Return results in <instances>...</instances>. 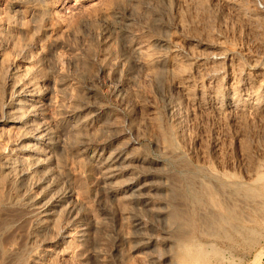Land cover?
I'll return each instance as SVG.
<instances>
[{
	"label": "rangeland",
	"instance_id": "rangeland-1",
	"mask_svg": "<svg viewBox=\"0 0 264 264\" xmlns=\"http://www.w3.org/2000/svg\"><path fill=\"white\" fill-rule=\"evenodd\" d=\"M262 10L264 0H0V264H264V115L243 114L238 97L207 100L264 68ZM169 34L183 53L171 74L155 62ZM192 72L209 79L196 103L171 91ZM171 93L177 122L165 111ZM13 117L24 125L14 128ZM25 147L42 148L43 168L24 166L26 183L19 170L3 172L10 162L23 169ZM119 150L130 158L113 181L128 186L116 198L103 177ZM174 163L200 203L179 189ZM133 180L154 183L146 203ZM195 244L208 250L201 259L187 254Z\"/></svg>",
	"mask_w": 264,
	"mask_h": 264
},
{
	"label": "bare ground",
	"instance_id": "bare-ground-1",
	"mask_svg": "<svg viewBox=\"0 0 264 264\" xmlns=\"http://www.w3.org/2000/svg\"><path fill=\"white\" fill-rule=\"evenodd\" d=\"M190 1V0H189ZM221 1V0H220ZM175 2V1H174ZM188 2V1H187ZM228 2V1H227ZM226 2V3H227ZM230 4V3H229ZM253 5V4H252ZM192 6V5H191ZM233 6V5H232ZM240 7V6H239ZM242 7V6H241ZM238 8V7H237ZM243 8V7H242ZM251 8V7H250ZM255 8V7H254ZM239 9V8H238ZM248 9V8H247ZM247 9H246V11H247ZM256 9V8H255ZM257 10V9H256ZM251 11V10H250ZM263 11V10H262ZM258 12V11H257ZM264 12V11H263ZM253 13H255L256 14V11H254V9H253ZM252 13V14H253ZM231 14V13H230ZM238 14V13H237ZM251 14V15H252ZM255 14H253L254 16H256ZM259 13H257V15H258ZM240 15V14H239ZM249 15V14H248ZM251 15H249L250 17H254V16H251ZM238 16V15H237ZM247 16V15H246ZM259 16H263L264 17V14L263 13H261L260 12V14H259ZM255 18L256 17H254V20H255ZM262 18V17H261ZM258 19V18H257ZM243 21V20H242ZM245 21V20H244ZM247 21H248V18H247ZM262 21V20H261ZM264 21V20H263ZM262 21V22H263ZM257 22V21H256ZM247 23V22H246ZM253 23V22H252ZM252 23L250 24V21H249V24L250 25H252ZM261 23V22H260ZM264 23V22H263ZM248 24V23H247ZM249 25V26H250ZM261 25H263V24H261ZM260 25V26H261ZM180 26V25H179ZM259 26V25H258ZM258 26H256V27H258ZM249 28V27H248ZM170 29V28H169ZM246 29V28H245ZM256 29V28H255ZM261 30V29H260ZM264 35V34H263ZM259 36V35H258ZM260 37V36H259ZM255 38V37H254ZM187 39V38H186ZM257 40V39H256ZM184 41V40H183ZM146 42V41H145ZM162 47H163V49L162 50H160L157 54H156V56H155V62L156 63H158V64H160V63H162L163 62V64H165L166 65V67H167V71L168 72H170V74L171 73H173V72H175V70H177V66H178V63H180L179 62V60L180 59H178V57L182 54L183 55V53H181L182 52V49H181V46L179 45V42L177 41V39L174 37V35L172 34H169L168 36H166L162 41ZM208 42H210V41H208ZM263 42V41H262ZM262 42H260V43H262ZM215 44H216V42H215ZM218 44V43H217ZM222 44H223V42H222ZM201 45H205V43H201ZM208 46V45H207ZM212 46V45H211ZM134 47H135V45H134ZM215 47V46H214ZM227 47V46H226ZM232 47V46H231ZM186 48H188V47H186ZM199 48V47H198ZM204 48V47H203ZM217 48H219V47H217ZM230 48V47H229ZM262 48V47H261ZM145 49V48H144ZM221 49V48H220ZM146 50V49H145ZM189 50H190V47H189ZM136 51L138 52V54H143L144 52H143V47L142 46H138V47H136ZM183 51H185V49H183ZM222 52H223V50H221ZM242 51V50H241ZM247 51V50H246ZM251 51V50H250ZM256 51V50H255ZM255 51H253V55H251V61H255V62H257L256 60H257V58H258V56L257 55H254L255 53ZM145 52H147V51H145ZM189 52V51H188ZM193 52V51H192ZM200 52V51H199ZM221 52V53H222ZM257 52L259 53V51H258V49H257ZM261 52H262V50H261ZM264 52V51H263ZM263 52H262V54H263ZM186 53H187V51H186ZM190 53H191V51H190ZM198 53V52H197ZM205 53V52H204ZM245 53V52H244ZM247 53V52H246ZM245 53V54H246ZM185 54V53H184ZM199 54H201V53H199ZM211 55L213 54V53H210ZM223 54V53H222ZM221 54V55H222ZM261 54V53H260ZM201 55H203V54H201ZM206 55V54H205ZM210 55V57H213V56H211ZM216 55V54H215ZM218 55V54H217ZM221 55L219 54V56L221 57ZM143 56H144V54H143ZM146 56H148V55H146ZM197 55H195V57H196ZM223 56V55H222ZM246 56H247V54H246ZM245 56V57H246ZM238 57V56H237ZM236 57V58H237ZM141 58H143V57H141ZM140 58V59H141ZM146 58V57H145ZM180 58L181 59H183L181 56H180ZM202 58V57H201ZM225 58V57H224ZM224 58H223V60H224ZM247 58V57H246ZM249 58V57H248ZM247 58V59H248ZM185 59V58H184ZM219 59V58H218ZM235 59V58H234ZM259 59V58H258ZM186 60H187V57H186ZM193 60V59H192ZM200 60V59H199ZM221 60V59H220ZM238 60V59H237ZM144 61V60H143ZM202 61V60H201ZM210 61V60H209ZM208 61V62H209ZM182 62H183V60H182ZM186 62V61H185ZM188 62H190V61H188ZM213 62V61H212ZM216 62V61H215ZM221 62H223V61H221ZM233 62V61H232ZM254 62V63H255ZM145 63V62H144ZM137 64V63H136ZM202 64V63H201ZM213 64V63H212ZM217 64V63H216ZM219 64V63H218ZM221 64V63H220ZM231 64V63H230ZM214 65V64H213ZM224 65V64H223ZM234 65V64H233ZM238 65V64H237ZM196 67V66H195ZM201 67V66H200ZM206 67V66H205ZM210 67V66H209ZM222 67V66H221ZM257 67V66H256ZM207 68V67H206ZM217 68V67H216ZM234 69V68H233ZM197 70V69H196ZM249 70V69H248ZM255 70V69H254ZM147 71V70H146ZM150 71V70H149ZM210 71V70H209ZM217 71V70H216ZM243 71V70H242ZM242 71H241V75H242ZM213 72V71H212ZM237 72V71H236ZM177 73V72H176ZM195 73H198V72H195ZM209 73V72H208ZM238 73V72H237ZM240 73V72H239ZM246 73V72H245ZM192 74H194L193 72H192ZM205 74V73H204ZM235 74L236 73H234V76H235ZM194 75H197V74H194ZM198 75H200V74H198ZM197 75V76H198ZM240 75V76H241ZM186 76V75H185ZM193 76V75H192ZM197 76H195L196 78H194V77H187V79H185L184 81H181V82H178V83H174V84H172L171 85V91L172 92H175V91H181L182 92V94H183V96L185 97L184 99H186L187 100V102H192V103H196L195 101H193L194 99L192 98V97H194L195 99H196V95L198 94V90H199V88L200 87H202V86H204V85H206L204 82L207 80V82L209 81V79L207 78L205 81H203V79L201 78V75L199 76L200 78H198L197 79ZM213 76H215V74L213 75ZM229 76H231V75H229ZM253 78H252V83H250V84H248V83H246L244 80H241V79H239L238 81H237V83L239 82L240 83V85L241 86H239V85H236V86H239V87H237L236 89L234 88L233 89V91H229L228 93H227V95H226V92L225 93H223V92H221V90H218L216 87L212 90V91H208L209 92V95H207V100L210 102V100H212V99H214L215 97L218 99V98H222V97H227V98H229L230 99V97H232V96H234L233 98H236V97H238V98H240V100H241V102H242V108H241V110L240 109H238V110H240L241 112H243V114H252V111H254V109L256 110V114H258V115H260V116H262L263 117V115H264V105L263 106H259L260 105V103H262V104H264V68H258L257 70H255L254 72H253V74L251 75ZM10 77V76H9ZM203 77H204V75H203ZM207 77V76H206ZM209 77H210V75H209ZM228 77V76H227ZM236 77V76H235ZM234 77V78H235ZM238 77V76H237ZM236 77V78H237ZM248 77V76H247ZM250 77V76H249ZM248 77V78H249ZM11 78H13V77H11ZM211 78V77H210ZM241 78V77H240ZM245 77H243V79H244ZM135 79V78H134ZM182 79H183V77H182ZM181 79V80H182ZM212 79V78H211ZM211 79H210V81H211ZM250 79V78H249ZM228 80V79H227ZM237 80V79H236ZM203 81V82H202ZM215 81H217V80H215ZM219 81H221V80H219ZM233 82H235V81H233ZM227 83V82H226ZM232 83V82H231ZM238 83V84H239ZM220 84V83H219ZM212 85H214V84H212ZM232 85V84H231ZM234 85V86H235ZM19 86V85H18ZM20 86H22V85H20ZM135 86V85H134ZM133 86V87H134ZM207 86H209V85H207ZM220 86H222V85H220ZM17 87V86H16ZM121 87V86H120ZM123 87H124V85H123ZM210 87V86H209ZM204 88H206V87H204ZM232 88H233V85H232ZM12 89V88H11ZM23 89V88H22ZM211 89H212V87H211ZM20 90V89H19ZM24 90V89H23ZM123 90H124V88H123ZM229 90V89H228ZM227 90V91H228ZM12 92V91H11ZM20 92V91H19ZM181 92H180V94H181ZM30 95V94H29ZM34 95V94H33ZM171 96H172V93H171V95L167 98V106H165V111H166V113L168 114V115H170L171 116V121H178V118H177V116H178V112H179V110H178V107H176V106H174L173 107V105H174V103H172L171 102ZM201 96H204V95H201ZM17 97V96H16ZM22 97V96H21ZM26 98V97H25ZM232 98V99H233ZM197 100V99H196ZM199 100V99H198ZM225 100H227L226 98H225ZM231 100V99H230ZM27 101V100H26ZM233 101V100H232ZM212 103V102H211ZM215 103H216V100H215ZM220 103V102H219ZM257 103H259L258 104V107H256L255 106V104H257ZM24 104V103H23ZM173 104V105H172ZM208 104V103H207ZM9 105V104H8ZM191 105H193V104H191ZM213 105V104H212ZM211 105V106H212ZM231 103L229 102V103H227L226 104V106H225V108L223 109L224 111H222V112H225V110H226V108H231ZM15 106V105H14ZM20 106V105H19ZM185 106V105H184ZM208 106H210V105H208ZM224 106V105H223ZM24 107V106H23ZM203 107V106H202ZM241 107V106H240ZM195 108V107H194ZM210 108H212V107H210ZM214 108V107H213ZM219 108V107H218ZM258 108V109H257ZM25 109V108H24ZM30 109V108H29ZM28 109V110H29ZM198 109V108H197ZM200 109V108H199ZM221 109V108H220ZM234 109V108H233ZM10 110V109H9ZM32 110V109H31ZM201 110H202V108H201ZM236 110V109H235ZM234 111V110H233ZM30 112V111H29ZM101 112V111H100ZM221 112V113H222ZM229 112H231V111H229ZM11 113V112H10ZM8 114V113H7ZM25 114V113H24ZM180 114V113H179ZM196 114V113H195ZM223 114V113H222ZM227 114V113H226ZM231 114H233L232 112H231ZM230 114V115H231ZM240 114V113H239ZM253 114H254V112H253ZM252 114V115H253ZM216 115V114H215ZM257 115V116H258ZM194 116H197V115H194ZM206 116V115H205ZM221 116H223V115H221ZM239 116V115H238ZM254 116H256V115H253V117ZM93 117V116H92ZM219 117H220V115H219ZM240 117V116H239ZM252 117V118H253ZM261 117V118H262ZM13 118H15V117H13ZM9 119L7 122H10L11 124H12V126L14 127V128H18V127H20V126H22V125H24L23 124V122H21V121H19V120H17L16 118L15 119ZM24 118V117H23ZM234 118H236V117H234ZM251 118V119H252ZM25 119V118H24ZM254 119V118H253ZM260 119V118H259ZM185 120V119H184ZM255 120V119H254ZM197 121V120H196ZM6 123V122H5ZM118 123V122H117ZM28 124V123H27ZM30 124V123H29ZM29 126V125H28ZM36 130V129H35ZM189 130V129H188ZM35 132V131H34ZM31 133H33V132H31ZM39 134H41V133H39ZM42 135V134H41ZM27 137V136H26ZM172 137V136H171ZM121 142V141H120ZM45 144V143H44ZM43 145V144H42ZM23 151L24 152H26L28 155H29V157H27L28 159L27 160H24L23 162H22V166H23V169H20V168H17V166H16V164H13L12 165V163L10 162V163H7L6 165H4L5 167H4V170H3V172L7 175V174H10V176L8 177V178H12L11 177V175L13 174V173H15L17 170H19V171H17V177L18 178H20V180L21 181H24L25 180V183H26V179L28 178L29 179V177H30V173L25 169V167L24 166H30L31 167V171L33 170V172L34 173H41L42 174V161L40 160V158H39V156L40 155H42V148H39V150L38 151H32V150H29V149H27L26 147H25V149H23ZM132 151V150H131ZM67 152V151H66ZM75 152V151H74ZM25 153V154H26ZM24 154V153H23ZM26 154V155H27ZM67 154V153H66ZM67 156V155H66ZM110 157H111V161H112V167L111 168H109L108 169V171L106 172V174H105V176L103 177V182H105L107 185H108V190H109V192L114 196V197H116L117 198V196L118 195H120L121 196V194L122 193H124V191H125V187L127 186L126 184L124 185V183L123 184H121V185H118V184H116V182H114L113 183V181L114 180H117L119 177H121V176H123L124 174H125V172H126V168L127 167H125L124 166V164L125 163H127L128 161H129V155L126 153V150H119V151H116L114 154H112V155H110ZM9 162V161H8ZM132 163V162H131ZM130 163V164H131ZM180 164H181V162H179ZM179 163H177V164H179ZM1 164V163H0ZM19 164V163H18ZM137 164V163H136ZM176 163H174L173 164V169L171 170L173 173L175 172V166L177 165ZM21 166V165H20ZM57 166H59L60 167V165H59V162L57 163ZM146 166V165H145ZM181 165H178V167H180ZM187 167V165L185 164L184 165V167ZM177 167V166H176ZM183 167V166H182ZM188 168V167H187ZM1 169V168H0ZM103 170V169H102ZM130 171V170H129ZM176 171H178V175H179V177H180V175H181V179H180V186H178L179 187V189L180 190H182V191H184L185 193H187V191H189L190 193H191V196L193 197V198H197V204L198 203H200V199H199V190H196V189H198V188H196V187H194L195 188V190L191 187V185L189 186L188 185V183L189 182H192V181H189L188 182V175H187V173L183 170V169H179V170H176ZM190 172V171H189ZM4 173H3V175H2V177L3 176H5L4 175ZM128 173V172H127ZM170 174V173H169ZM172 174V173H171ZM16 175V174H15ZM174 175H175V173H174ZM177 175V174H176ZM260 175V174H259ZM8 176V175H7ZM34 176V175H33ZM203 176V175H202ZM261 176V175H260ZM263 176V175H262ZM47 177H50V174H48L47 173ZM264 177V176H263ZM260 178H262V177H259V179ZM2 179V178H1ZM13 179V178H12ZM192 179V178H191ZM259 179H257L255 182H260V180ZM264 179V178H263ZM263 179H261V180H263ZM131 180V179H130ZM203 180V179H202ZM49 181V180H48ZM137 181V180H136ZM204 181V180H203ZM207 181V180H206ZM18 182V181H17ZM188 182V183H187ZM205 183V184H204ZM203 184V186L205 187V185L207 184L206 182H204ZM40 184V183H39ZM130 184L132 185V186H134V188H136L137 189V191H138V193H139V198H136V200H138L140 203H146L147 202V200H149L152 196L150 195V192L151 191H154L155 190V185H154V183H151V182H146L145 180H144V182H135L134 180L133 181H130ZM191 184H194L193 182L191 183ZM195 185V184H194ZM215 185V184H214ZM164 187V191L166 192V191H168L169 190V188H171V184L168 186L167 184L166 185H161L160 184V186H158V187ZM177 186V185H176ZM209 186V184H207L206 185V189L204 188L203 190V193H205L206 194V192H208L209 190L211 191L212 190V195H214V189H212V188H210V187H208ZM211 186V185H210ZM243 186V185H242ZM128 187V186H127ZM208 187V188H207ZM215 187H217L218 188V186H215ZM131 188V187H130ZM174 188V187H173ZM172 188V189H173ZM243 188V187H242ZM245 188V187H244ZM250 188V190H253L254 191V189H251L252 187H249ZM253 188H256L255 186L253 187ZM207 189H209L208 191H205V190H207ZM239 189H241V188H239ZM246 189H248V188H246ZM257 189V188H256ZM256 189H255V191H256ZM177 189H175V191H176ZM241 190H244V189H241ZM174 191V190H173ZM209 191V192H210ZM218 191H219V189H218ZM244 191H248V190H244ZM243 191V192H244ZM252 191V192H253ZM177 192V191H176ZM217 192V191H216ZM222 192V191H221ZM250 192V191H249ZM258 192H260V191H258ZM178 193H180V191L178 192ZM177 193V194H178ZM167 194H168V192H167ZM204 194V195H205ZM208 194V193H207ZM219 194H222V193H219ZM232 194V193H231ZM208 196H210V193L208 194ZM207 196V197H208ZM215 196H217L218 197V194L217 195H215ZM214 196V197H215ZM249 196H251V198L252 197H254L253 195H251V194H248V196L247 197H249ZM260 196V195H259ZM216 197V199L219 201V197L217 198ZM246 197V198H247ZM188 198V197H187ZM250 198V199H251ZM255 198V197H254ZM257 198V197H256ZM121 199V198H120ZM253 199V198H252ZM215 200V199H214ZM215 201V205H216V203H218V205H221V203H219L218 201ZM222 200V199H221ZM205 201V200H204ZM248 201V200H247ZM253 201H255V200H253ZM41 202V201H40ZM222 202H223V200H222ZM81 202H80V200L78 201V199H74L73 200V202H72V204H71V206L66 210V215L67 216H72V215H74L75 214V211H76V207H77V205H79ZM257 203V202H256ZM51 205H49V206H51L52 207V209L54 208V207H56V206H58V203H57V201L56 200H54L53 202H51L50 203ZM218 205H217V207H218ZM224 205V204H223ZM213 206V205H212ZM222 206V205H221ZM197 207V206H196ZM204 207V206H203ZM201 208V207H200ZM221 208V207H220ZM233 208V207H232ZM202 209V208H201ZM222 209V208H221ZM51 210V209H50ZM193 210V209H192ZM231 212H232V210L231 209H229ZM235 210V208H233V211ZM222 211H223V209H222ZM235 211H237V209L235 210ZM51 212L52 213H54L52 210H51ZM199 212V211H198ZM230 212V213H231ZM238 212V211H237ZM235 212H233V213H231V214H234ZM185 214H187V213H185ZM198 214V213H197ZM212 214V213H211ZM216 213H213V215H215ZM178 215H180V214H178ZM230 215V214H229ZM235 215V214H234ZM237 215H238V213H237ZM243 215V214H242ZM170 216V215H169ZM224 216V215H223ZM245 216V215H244ZM184 217V216H183ZM222 217V216H221ZM249 217V216H248ZM208 218V217H207ZM206 218V219H207ZM250 218V217H249ZM182 219H184V218H182ZM195 219H197V216L195 217ZM203 220V218H202V216H201V218H199V220ZM209 219V218H208ZM207 219V220H208ZM221 219V218H220ZM237 218H235V220H236ZM188 220V219H187ZM206 220V221H207ZM227 220H229L227 217L225 218H223V219H221V221L222 222H226L225 224L226 225H230L231 227L233 226V224H232V222L231 221H227ZM238 220V219H237ZM196 221V220H195ZM204 221V220H203ZM200 222V221H199ZM215 222V221H214ZM228 222V223H227ZM216 223V222H215ZM158 224V223H157ZM179 224V223H178ZM202 224H203V222H202ZM205 224H206V222H205ZM211 225H214V224H212V222H211ZM219 225V224H218ZM193 226V225H192ZM216 226V225H215ZM236 226V225H235ZM245 226V225H244ZM206 227V226H205ZM223 227V226H222ZM234 227V226H233ZM199 228H200V226H199ZM213 228V227H212ZM230 228V227H229ZM247 228V227H246ZM188 229V228H187ZM197 229V228H196ZM202 229H204L203 228V226H202V228H201V230ZM206 229H207V227H206ZM209 229V228H208ZM214 229V228H213ZM249 229V228H248ZM251 229V228H250ZM225 230V229H224ZM233 230H235V229H233ZM190 231V230H189ZM193 231V230H192ZM215 231V230H214ZM206 232V231H205ZM212 233V232H211ZM229 233V232H228ZM158 234V233H157ZM204 234H206V233H204ZM207 235H209L208 233H207ZM237 235V234H236ZM246 235V234H245ZM172 236V235H171ZM214 236V235H213ZM66 237H68V234L67 233H65L64 235H63V238L64 239H66ZM210 237V236H209ZM246 237V236H245ZM215 238V237H214ZM243 238V237H242ZM241 238V239H242ZM244 240V239H243ZM216 241V240H215ZM233 242V241H232ZM174 243V242H173ZM210 243H212V242H210ZM209 242L207 243V244H209V245H211ZM203 244V243H202ZM206 244V243H205ZM214 244V243H213ZM257 244V243H256ZM216 245V244H215ZM232 245V244H231ZM29 246V245H28ZM193 246V245H192ZM206 246V245H205ZM208 246V245H207ZM213 247H214V245H212ZM210 247V246H209ZM212 247V248H213ZM218 247V246H217ZM217 247H215L217 250H218V248ZM229 247V246H228ZM232 247V246H231ZM207 248V247H206ZM29 249V248H28ZM211 249V248H210ZM221 249V248H220ZM219 249V250H220ZM227 249V248H226ZM45 250V249H44ZM187 254L190 256V255H192L193 257L196 255L197 257H200V259H201V257H203L204 256V254H207V252H208V250H206L205 248H202L201 247V245H196L195 244V246L194 247H192V248H190V247H188L187 249ZM225 250V249H224ZM227 250H229V249H227ZM234 250V249H233ZM213 251H214V249H213ZM226 251V250H225ZM215 252V251H214ZM210 253V252H209ZM216 253V252H215ZM220 253V252H219ZM222 254V253H221ZM230 254V253H229ZM231 254H233V253H231ZM218 255V254H217ZM50 256V255H49ZM191 256V257H192ZM211 256V255H210ZM222 256V255H221ZM228 256V255H227ZM231 256V255H230ZM229 256V257H230ZM223 257V256H222ZM225 257V256H224ZM223 257V258H224ZM236 257V256H235ZM218 258V257H217ZM219 259V258H218ZM230 259H231V257H230ZM233 259H234V257H233ZM232 259V260H233ZM229 259L227 258L226 259V261H228ZM36 261H38V259L36 258V259H34V262H36ZM220 261V260H219ZM198 262V261H197ZM229 262V261H228ZM231 262H233V261H231ZM223 263H224V261H223ZM235 264V263H234Z\"/></svg>",
	"mask_w": 264,
	"mask_h": 264
}]
</instances>
